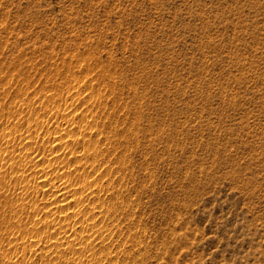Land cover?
Returning <instances> with one entry per match:
<instances>
[{
	"label": "rangeland",
	"instance_id": "374dc122",
	"mask_svg": "<svg viewBox=\"0 0 264 264\" xmlns=\"http://www.w3.org/2000/svg\"><path fill=\"white\" fill-rule=\"evenodd\" d=\"M0 264H264V0H0Z\"/></svg>",
	"mask_w": 264,
	"mask_h": 264
},
{
	"label": "bare ground",
	"instance_id": "6f19581e",
	"mask_svg": "<svg viewBox=\"0 0 264 264\" xmlns=\"http://www.w3.org/2000/svg\"><path fill=\"white\" fill-rule=\"evenodd\" d=\"M45 181V180H44ZM50 182V181H49ZM44 184H46V182H44Z\"/></svg>",
	"mask_w": 264,
	"mask_h": 264
}]
</instances>
